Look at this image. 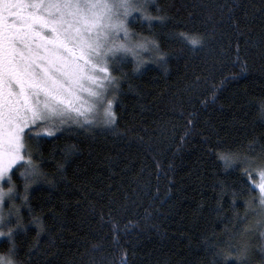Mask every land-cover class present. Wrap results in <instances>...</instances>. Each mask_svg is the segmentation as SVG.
I'll use <instances>...</instances> for the list:
<instances>
[{"label": "trees", "instance_id": "16d2710c", "mask_svg": "<svg viewBox=\"0 0 264 264\" xmlns=\"http://www.w3.org/2000/svg\"><path fill=\"white\" fill-rule=\"evenodd\" d=\"M149 11L162 21L130 29L154 39L166 62L145 55L139 71L132 57L115 65V124L27 141L43 177L29 183L28 206L12 202L25 225L13 233L19 264H212L220 258L207 241L223 247L226 227L254 218L244 202L258 189L233 196L238 162L226 167L219 156L259 161L264 150V0H153ZM181 33L203 46L193 50ZM23 184L14 174L21 196ZM10 247L0 237V254ZM259 256L254 249L253 264Z\"/></svg>", "mask_w": 264, "mask_h": 264}, {"label": "snow or ice", "instance_id": "6c2138e0", "mask_svg": "<svg viewBox=\"0 0 264 264\" xmlns=\"http://www.w3.org/2000/svg\"><path fill=\"white\" fill-rule=\"evenodd\" d=\"M150 4L151 0H0V237L9 239V257L16 255L14 230L25 231L20 209L12 202L20 196L22 206H28L29 183L43 177L27 141L55 137L67 131L69 123L114 125L115 65L131 56L139 71L147 62L144 55L154 63L166 62L154 39L130 32L131 21H147L149 31L154 21H162L150 14ZM180 38L193 50L203 46L202 38L184 33ZM260 114L264 117V101ZM219 158L226 167L236 168L238 162L240 190L233 196L252 192L249 185L258 189V196L244 202L245 218L251 213L254 218L238 231L226 227L223 247L207 241L206 250L220 258L212 264H253V250L258 249L264 264V150L259 161L231 150ZM16 173L24 177L22 196L12 186ZM6 206L10 217L3 214ZM230 207L235 210V200ZM233 219L243 218L237 214ZM33 223L43 230L38 218Z\"/></svg>", "mask_w": 264, "mask_h": 264}, {"label": "clouds", "instance_id": "9594fccd", "mask_svg": "<svg viewBox=\"0 0 264 264\" xmlns=\"http://www.w3.org/2000/svg\"><path fill=\"white\" fill-rule=\"evenodd\" d=\"M0 264H19V262L7 254H0Z\"/></svg>", "mask_w": 264, "mask_h": 264}, {"label": "rangeland", "instance_id": "374dc122", "mask_svg": "<svg viewBox=\"0 0 264 264\" xmlns=\"http://www.w3.org/2000/svg\"><path fill=\"white\" fill-rule=\"evenodd\" d=\"M153 0H151V2H152ZM135 15V14H134ZM132 22V21H131ZM130 32H132L131 31V29H130ZM145 56V55H144ZM128 57H131V56H128ZM144 58V57H143ZM146 64V63H145ZM111 75L113 76V74H112V71H111ZM114 106H115V101H113V111H114ZM70 125H76V124H72V123H69L68 125H66V126H70ZM93 125H95V126H100L101 125V127L103 126V127H109V126H106V125H103V124H101V123H95V124H93ZM65 126V127H66ZM3 187H4V184H3ZM5 188V187H4ZM5 191H7L6 189H5Z\"/></svg>", "mask_w": 264, "mask_h": 264}]
</instances>
